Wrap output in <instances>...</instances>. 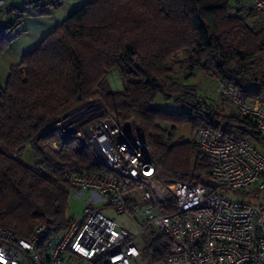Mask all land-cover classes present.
<instances>
[{
	"label": "trees",
	"instance_id": "1",
	"mask_svg": "<svg viewBox=\"0 0 264 264\" xmlns=\"http://www.w3.org/2000/svg\"><path fill=\"white\" fill-rule=\"evenodd\" d=\"M65 1L0 6V54L19 35L25 16L49 14ZM242 1L87 0L13 64L6 84L0 81V226L28 237L44 223L58 235L70 222L67 173H111L93 146L66 136L57 124L91 98L100 97L108 110L138 121L168 180L205 183L212 177L196 140L171 141L178 125L188 123L197 132L227 123L260 141L262 132L253 121L217 112L200 99L196 85L176 79L177 67L187 77L201 69L231 79L245 96L264 93V69L255 61L264 54V15L251 21L262 12L238 7ZM115 69L122 74V90L107 84ZM159 96L176 109L156 106ZM48 140L62 148L52 149ZM26 144L36 157L33 164L22 157ZM155 246L165 255L169 239L160 234Z\"/></svg>",
	"mask_w": 264,
	"mask_h": 264
},
{
	"label": "built area",
	"instance_id": "2",
	"mask_svg": "<svg viewBox=\"0 0 264 264\" xmlns=\"http://www.w3.org/2000/svg\"><path fill=\"white\" fill-rule=\"evenodd\" d=\"M244 1L264 14V0ZM222 92L262 134L253 142L227 123L196 132L217 188L165 178L134 117L93 98L69 109L59 128L93 146L111 173H67L83 215L58 235L44 223L28 237L0 226V264H264V93L245 96L229 78ZM160 234L170 243L165 255L155 246Z\"/></svg>",
	"mask_w": 264,
	"mask_h": 264
},
{
	"label": "rangeland",
	"instance_id": "3",
	"mask_svg": "<svg viewBox=\"0 0 264 264\" xmlns=\"http://www.w3.org/2000/svg\"><path fill=\"white\" fill-rule=\"evenodd\" d=\"M87 0H66L63 5H61L57 10L53 11H70L72 12L82 4H84ZM7 4L3 6L4 10H8L12 5H16L19 7H25L24 6V0H6ZM238 7L241 6H251V4L245 1H242L238 4ZM28 11V8H26ZM47 10V8H46ZM50 12V13H51ZM49 13V14H50ZM49 14H44V16H48ZM5 15V13H4ZM264 14L258 12V15L253 18V20L259 19V17H262ZM42 16V15H40ZM22 22L17 30V35L19 33L23 34L25 28H27L26 24H23ZM264 24V23H263ZM18 37V36H17ZM15 37L14 40L17 38ZM13 40V41H14ZM181 57L184 56V54L180 55ZM256 63L258 64V67L264 69V54L257 58ZM19 62V59L16 57V54L14 50L12 49V44L0 54V81L3 85L6 84L8 75L10 72V68L13 64H16ZM177 75L176 79L179 81H184L188 84L196 85L198 94L200 95V99L202 101H206L210 106L213 107L217 112L223 113V114H230L233 112H236V106L223 94L222 88L223 85L226 83L227 79L221 78L219 75L215 74V72H209V71H203L201 69H198L191 73L190 77H187L188 73L182 72L179 70V68H176ZM107 84L113 89V90H122L123 89V78L122 74L119 69H115L107 76ZM96 99L100 104H103L105 106V103L100 97L94 98ZM156 106L165 109V110H174L176 109V104L173 102H165L162 97H158L156 100ZM138 124V123H137ZM135 124V130L136 132L144 139V137L139 133L138 128ZM168 129H170L169 126H166ZM89 128V124H87L85 127L82 128L84 132L87 131ZM196 139V131H194L190 124L184 123L182 125H178L177 128L174 130V134L172 137L173 143H179L182 141H188V140H195ZM145 140V139H144ZM148 147L150 148L151 152L157 157L158 163L159 157L155 153L154 149L148 144V142L145 140ZM22 157L25 161H27L30 164L35 163L36 157L33 153V150L29 144H26L24 146V149L22 151ZM225 196L229 198H234L228 193H223ZM69 209H68V217L69 221L70 219L76 215L81 216L83 215V202L82 200L77 199H70L69 200Z\"/></svg>",
	"mask_w": 264,
	"mask_h": 264
},
{
	"label": "crops",
	"instance_id": "4",
	"mask_svg": "<svg viewBox=\"0 0 264 264\" xmlns=\"http://www.w3.org/2000/svg\"><path fill=\"white\" fill-rule=\"evenodd\" d=\"M70 11H53L48 16L27 15L23 24L27 25L24 33L12 42V49L16 57L20 58L27 52L33 50L45 36H47L57 25L61 24L70 14Z\"/></svg>",
	"mask_w": 264,
	"mask_h": 264
},
{
	"label": "water",
	"instance_id": "5",
	"mask_svg": "<svg viewBox=\"0 0 264 264\" xmlns=\"http://www.w3.org/2000/svg\"><path fill=\"white\" fill-rule=\"evenodd\" d=\"M205 183L212 188L218 187V183L213 179H208Z\"/></svg>",
	"mask_w": 264,
	"mask_h": 264
}]
</instances>
